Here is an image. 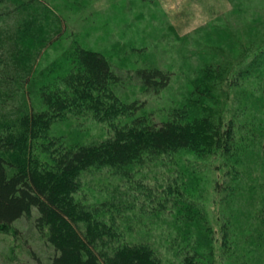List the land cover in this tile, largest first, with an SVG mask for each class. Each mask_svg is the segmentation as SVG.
<instances>
[{"label":"rangeland","instance_id":"1","mask_svg":"<svg viewBox=\"0 0 264 264\" xmlns=\"http://www.w3.org/2000/svg\"><path fill=\"white\" fill-rule=\"evenodd\" d=\"M2 1L0 137L20 115L44 109L39 90L74 69L70 50L98 52L119 78L114 94L142 106L138 114L158 124L181 107L211 111L222 128L233 124L232 150H183L135 164L128 175L92 169L82 175L77 201L111 202L126 216L128 231H138L167 264H179L170 244L175 206L192 199L202 216L198 226L208 229L203 256L212 250L213 264H264V0ZM142 69H159L168 82L145 89L137 76ZM111 134L109 123L88 111L66 113L46 133L65 144H97ZM179 160L185 178L175 183L172 163ZM170 185L185 193V202L173 204L176 193L163 192ZM36 215L0 230V264L49 263L54 250L35 229ZM224 241L230 252H223Z\"/></svg>","mask_w":264,"mask_h":264},{"label":"trees","instance_id":"2","mask_svg":"<svg viewBox=\"0 0 264 264\" xmlns=\"http://www.w3.org/2000/svg\"><path fill=\"white\" fill-rule=\"evenodd\" d=\"M69 64L72 71L51 79L39 90L44 109L20 115L8 126L6 136L0 137V230L21 218L32 219L36 211L34 227L54 250L48 264H167L151 242L137 237L138 231H128L126 216L114 204L77 201L82 175L102 168L128 175L135 164L183 150L197 155L223 151L227 155L232 150L234 126L230 123L222 128L211 111L189 113L185 107L173 110L171 118L156 124L149 115L138 114L142 106L124 103L114 94L112 85L119 78L104 55L76 45L70 50ZM137 76L145 89L161 88L169 79V74L159 69H142ZM55 83L64 88H55ZM81 111L107 121L110 137L97 144H65L63 139L47 137L53 122L66 113ZM259 135L264 147V126ZM172 166L177 183L185 178V165L179 160ZM163 192L169 196L176 193L173 204L185 202L180 200L185 193L172 185ZM192 201L175 206L176 232L170 244L176 248L179 264H213L212 250L207 257L201 254L208 229L198 226L202 216ZM161 207L164 209V204ZM190 237H200V244L190 243ZM222 247H229L223 252H230L225 241Z\"/></svg>","mask_w":264,"mask_h":264},{"label":"bare ground","instance_id":"3","mask_svg":"<svg viewBox=\"0 0 264 264\" xmlns=\"http://www.w3.org/2000/svg\"><path fill=\"white\" fill-rule=\"evenodd\" d=\"M214 123V122H213ZM219 125V124H218ZM107 126V125H106ZM220 127H221V125H220ZM228 127V126H227ZM216 131V130H215ZM218 133V132H217ZM228 135V134H227ZM225 141V140H224ZM227 147V146H226ZM171 159V158H170ZM159 170V169H158ZM141 181V180H140ZM147 184V183H146ZM145 185V184H144ZM174 194V193H173ZM154 232V231H153Z\"/></svg>","mask_w":264,"mask_h":264}]
</instances>
